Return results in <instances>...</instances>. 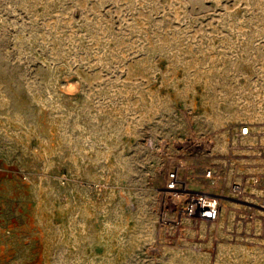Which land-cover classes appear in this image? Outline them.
Masks as SVG:
<instances>
[{
	"label": "rangeland",
	"instance_id": "374dc122",
	"mask_svg": "<svg viewBox=\"0 0 264 264\" xmlns=\"http://www.w3.org/2000/svg\"><path fill=\"white\" fill-rule=\"evenodd\" d=\"M263 147L264 0H0V264H264Z\"/></svg>",
	"mask_w": 264,
	"mask_h": 264
},
{
	"label": "built area",
	"instance_id": "2783aa9c",
	"mask_svg": "<svg viewBox=\"0 0 264 264\" xmlns=\"http://www.w3.org/2000/svg\"><path fill=\"white\" fill-rule=\"evenodd\" d=\"M252 135L248 125L239 127L237 137L244 138ZM264 150V147H263ZM264 176V168H263ZM211 170H205L204 176L211 177ZM257 179H254V183ZM246 181L233 182L231 192L234 198L241 200L246 194ZM163 199L161 202L162 214L175 213L178 223L182 220L190 221L194 226L203 225L207 229L215 224L220 215V198L210 191L193 189L187 179L180 176V170L175 167L165 175L162 189ZM264 208V198L260 204Z\"/></svg>",
	"mask_w": 264,
	"mask_h": 264
},
{
	"label": "bare ground",
	"instance_id": "6f19581e",
	"mask_svg": "<svg viewBox=\"0 0 264 264\" xmlns=\"http://www.w3.org/2000/svg\"><path fill=\"white\" fill-rule=\"evenodd\" d=\"M222 199H220V201H221Z\"/></svg>",
	"mask_w": 264,
	"mask_h": 264
}]
</instances>
